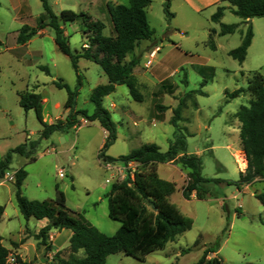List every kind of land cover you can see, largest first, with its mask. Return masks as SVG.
Wrapping results in <instances>:
<instances>
[{"label":"rangeland","instance_id":"obj_1","mask_svg":"<svg viewBox=\"0 0 264 264\" xmlns=\"http://www.w3.org/2000/svg\"><path fill=\"white\" fill-rule=\"evenodd\" d=\"M46 1L56 16L62 10H71L102 22L105 36L114 35L108 6L129 3ZM168 2L171 18L164 12L165 0H150L146 12L154 34L125 58L136 60L132 74L142 101L135 102L125 85L116 86L102 101L116 129V140L105 155L118 158L144 144H154L160 152H166L175 131L171 125L173 111L179 108L177 125L185 137L187 153L198 154L201 177L209 180L203 184L207 195L203 200L183 199L181 188L187 170L173 162L159 164L158 177L174 185L168 201L190 222V228L144 261L116 253L109 255L105 264H194L207 248L215 250L208 255L209 262L218 257L221 264H264V226L259 221L263 208L254 196L264 192V181L240 189L232 183L239 181L237 161L244 158L234 113L239 106L247 105L250 97L246 93L234 98L227 95L245 88L255 72L264 77V18L251 19V44L240 64L228 52L241 44L247 25L231 12L226 0ZM218 7L224 9L221 23L237 25L234 33L219 35V24L211 21ZM42 13L40 0H0V162L11 154L8 170L0 180V206L4 208L0 239L12 264L17 257L27 264H54L55 254L63 259L70 256L68 239L51 230L42 242L36 237L43 228L37 227L39 220L26 221L20 216L13 186L18 169L26 172L21 190L27 199L53 201L58 187L64 194L65 207L105 235H113L119 227L107 215L106 194L111 185L120 182L122 175L132 184L137 174L148 170L136 163L129 167L127 163L100 160L98 153L106 133L96 121L80 119V124L67 133L54 132L41 138L42 125L34 110L19 106V95L34 92L46 100L42 104L45 123L64 120L67 92L52 83L61 81L71 90L78 89L74 110L91 114V91L108 83L102 69L83 58L78 59L75 73L69 58L56 47L49 27L26 44L17 43L20 27H35ZM60 25L72 54L88 47L91 33L84 32L82 19ZM212 30L215 50L207 45ZM66 134L67 140L61 142ZM18 146H25L26 155L12 152ZM60 171L64 177L59 176Z\"/></svg>","mask_w":264,"mask_h":264},{"label":"trees","instance_id":"obj_2","mask_svg":"<svg viewBox=\"0 0 264 264\" xmlns=\"http://www.w3.org/2000/svg\"><path fill=\"white\" fill-rule=\"evenodd\" d=\"M40 1L43 13L37 19L36 26L22 25L18 30L17 43L24 45L43 28L49 27L53 31L56 47L69 58L75 73L77 72L78 59L83 58L98 65L106 75L108 83L99 85L91 91L89 101L94 107L91 114L86 111L74 110L78 89L71 90L61 81L52 83L56 88L65 89L67 92V98L63 105L64 110L67 111L64 120H57L51 124L45 123L42 116V99L34 92L19 95V106L25 111L34 110L37 120L42 125L41 138H47L54 132L67 133L68 130L80 124V119L88 122L96 121L106 133L105 141L98 153L100 160L124 164L134 162L148 170L144 174H137L132 184L129 178L112 184L106 194L107 215L119 223V227L113 235H105L83 218L73 215L65 207L64 194L58 190V187L55 188L56 197L53 201L27 199L21 190L26 178V172L23 169H18L14 174V198L18 212L26 221L30 218L48 221L47 225L41 228L36 235L42 242H45L51 230L67 229L71 231L68 241L69 258L63 259L55 254L54 264H105L106 258L116 253L144 261L147 255L162 250L168 242L173 241L190 228V222L168 201V197L174 191V185L158 177L157 166L173 162L187 170L185 184L181 190V195L185 200H189L192 194L197 200H203L207 195L203 184L209 181L201 177L199 158L187 153L185 137L180 133L177 125L179 108L173 111L171 125L175 131L173 141L169 144L166 152H160L154 144H144L118 158L105 155L106 149L116 140V129L109 112L102 106L103 99L113 93L116 86L125 85L130 97L135 102L142 101V96L136 89V79L132 74L136 60L126 61L125 58L137 44L151 39L154 34L148 24L146 12L150 0H129L128 5L108 6L113 36L103 35L104 24L100 21H91V17L84 12L75 13L71 10H62L56 16L46 0ZM226 1L232 7L231 12L247 25L241 44L228 52V56L241 64L251 44L250 20L264 18V0ZM223 11L222 7H218L211 16V21L219 24V35L222 36L234 33L237 28V25L221 23ZM164 12L168 18L173 17L169 11L168 0H165ZM79 19H82L85 24L84 32L91 33V35L88 38V47L82 48L81 53L72 54L60 24L73 23ZM214 33V30L210 32L207 41L210 50L216 49L212 39ZM42 69L48 73L47 68ZM77 80L79 82L78 76ZM240 93L249 95L250 100L247 105L239 106L234 113V117L240 125V145L247 162L245 172H240L239 181L232 182L238 189L241 186L264 181V77L255 72L248 79L245 88L227 93V95L234 98ZM32 148L33 146H31ZM12 152L23 155L26 149L25 146H18ZM10 158L11 154L7 153L4 160L0 162V180L4 178L8 170ZM213 181L218 182V180ZM254 196L262 205L263 212L259 221L264 226V192ZM222 208H225L224 205ZM3 212V206H0V218ZM80 251L82 256L78 257L77 254ZM214 252L213 248L205 249L194 264H221L218 257H214L210 262L207 260L208 255ZM8 255L9 251L2 245L0 239V264H10ZM15 264L27 263L17 257Z\"/></svg>","mask_w":264,"mask_h":264},{"label":"crops","instance_id":"obj_3","mask_svg":"<svg viewBox=\"0 0 264 264\" xmlns=\"http://www.w3.org/2000/svg\"><path fill=\"white\" fill-rule=\"evenodd\" d=\"M251 21V20H250ZM42 104H44L45 102H46V100L45 99H42ZM60 119H63V118H60ZM44 120V119H43ZM238 133H239V130H238ZM104 142V141H103ZM102 142V143H103ZM103 145V144H102ZM241 147V146H240ZM196 156L198 155L197 153L195 154ZM242 156V155H241ZM244 158H245V156H244ZM244 158H243V160H242V162H244V167L243 168H241V167H238V170L241 172V173H244L245 172V169H246V166H247V162H246V159L244 160ZM237 163H239V161H237ZM172 166V165H171ZM174 166V165H173ZM238 166V165H237ZM175 167V166H174ZM247 186H250V185H247ZM247 186H245V187H247ZM183 187V186H182ZM181 190H182V188H181ZM193 198H195V196H194V194H192L191 195V197H190V199H193ZM189 199V200H190ZM196 199V198H195ZM4 213V212H3ZM47 223H48V221L46 220V219H42V220H39L38 221V226L37 227H44L45 225H47ZM52 231H56V230H52ZM56 233H57V235H58V237H59V235H61V236H64V238L65 239H68V241H69V238H70V236H71V231L70 230H67V229H63V230H61V231H56ZM57 251V250H56ZM22 257H23V255H21Z\"/></svg>","mask_w":264,"mask_h":264},{"label":"built area","instance_id":"obj_4","mask_svg":"<svg viewBox=\"0 0 264 264\" xmlns=\"http://www.w3.org/2000/svg\"><path fill=\"white\" fill-rule=\"evenodd\" d=\"M132 163H134V162H128L127 164H128V166L130 167ZM110 166H111V165L108 164V167H110ZM59 176H60V177H64L63 172L60 171V172H59ZM132 177H133V176H132ZM132 177H131V179H132ZM121 179H122V180H120V181H123V179H125V176L122 175V176H121ZM8 263L12 264V263L9 261V258H8Z\"/></svg>","mask_w":264,"mask_h":264},{"label":"water","instance_id":"obj_5","mask_svg":"<svg viewBox=\"0 0 264 264\" xmlns=\"http://www.w3.org/2000/svg\"><path fill=\"white\" fill-rule=\"evenodd\" d=\"M67 138H68V135L66 134V135H64V136H62L61 137V142H64V141H66L67 140Z\"/></svg>","mask_w":264,"mask_h":264},{"label":"bare ground","instance_id":"obj_6","mask_svg":"<svg viewBox=\"0 0 264 264\" xmlns=\"http://www.w3.org/2000/svg\"><path fill=\"white\" fill-rule=\"evenodd\" d=\"M239 166L243 168L244 167V162L240 161L239 162Z\"/></svg>","mask_w":264,"mask_h":264}]
</instances>
